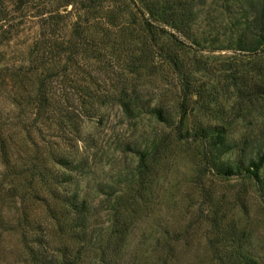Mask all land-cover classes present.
Listing matches in <instances>:
<instances>
[{"label": "rangeland", "instance_id": "1", "mask_svg": "<svg viewBox=\"0 0 264 264\" xmlns=\"http://www.w3.org/2000/svg\"><path fill=\"white\" fill-rule=\"evenodd\" d=\"M3 3L10 8L6 0ZM186 3L194 21L184 40L182 60L195 92L185 97L161 58H154L153 66L126 74L129 91L160 106L175 119L174 125L150 114L127 118L115 99L76 109L80 114L93 112L90 118L79 117L75 138L60 134L55 123H33L31 107L12 100L16 88L7 82L5 69L27 65L40 32L37 10H27L17 36L0 38L1 136L7 137L15 162V168L7 170L0 161V264H32L21 235L24 227L36 228L31 238L42 239L43 254L59 261L73 255L75 264H94L101 256L103 264H161L165 254L168 259L176 255L171 264H216L208 241L215 236L210 221L217 217L222 225L234 224L243 251L264 264V200L254 183L240 175L215 174L203 164L204 143L182 138L195 126L219 125L227 140L236 144L225 159L240 157L247 162L264 148V45L256 42L264 29L260 24L264 2ZM76 9L68 5L60 11L71 10L69 21H73L82 13ZM98 16L93 23L102 22ZM91 30L99 37L100 29ZM75 73L67 78L72 83ZM106 86L110 87L108 82ZM179 121L181 132L176 130ZM149 141L157 142V148L139 168L134 149ZM51 155L80 162V171L72 173L73 184L58 187L39 181L42 169L68 173ZM51 188L58 195L76 190L79 199H86L90 210L82 239L63 223L60 211L67 208L50 196ZM116 221L122 232L110 236Z\"/></svg>", "mask_w": 264, "mask_h": 264}, {"label": "trees", "instance_id": "2", "mask_svg": "<svg viewBox=\"0 0 264 264\" xmlns=\"http://www.w3.org/2000/svg\"><path fill=\"white\" fill-rule=\"evenodd\" d=\"M6 1L10 8L0 0L2 40H10L18 35L29 8L34 7L37 10L40 20L39 37L28 52L27 65H12L5 69L7 82L16 88L12 100L16 104L23 103L31 107L34 111L32 122L35 124L55 123L60 134L67 132L71 134V138H75V133L79 130V117L90 118L93 112L92 110L84 114L82 111L80 114L76 109H90L95 104L101 105L115 99L127 118L135 119L150 114L160 122L174 125L176 121L173 117L160 106L151 105L139 93L129 91L127 85L126 74L150 67L154 58L163 60L173 78L178 81L185 97L195 92L189 67L185 66L182 60L183 48L186 45L184 40L189 38L188 34L194 21V12L186 0ZM68 5L82 11L73 21H69L72 9L64 13L60 11ZM95 14H100L98 17L102 22L93 23ZM260 16V24L264 27V13ZM92 27L100 29L99 37H94ZM256 42L257 45H264V29ZM91 62H97V66L90 64ZM70 72H76V80L74 79L73 83L72 79H67ZM59 79L63 84L58 82ZM106 82L110 87L106 86ZM100 89L105 93L101 94ZM181 108H184V105H181ZM3 130L4 126L0 121V161L4 169L10 170L15 168V162H12L8 153L7 137L1 136ZM176 130L181 132L180 121L176 124ZM184 136L182 138L191 137L204 143L203 164L207 165L209 170L219 176L240 175L248 178L264 200V148L256 158L247 162L240 157L231 161L225 159V156L236 149V144L227 140L224 129L219 125L195 126L184 131ZM157 144L149 141L143 147H135L139 168L145 165L147 158L156 150ZM51 158L68 170V173L42 169L39 172V181L52 182L58 187L73 184L72 173L80 171V162L77 163L74 158L63 155H51ZM132 176H135V172ZM49 190L50 196L67 208L60 211L65 218L63 223L75 230L76 239H82L84 236L81 234L88 226L90 210L86 199H79L76 190L69 195L67 190L64 195L60 192L58 195L53 188ZM117 200L118 198L115 203ZM55 216L52 214L50 217L55 219ZM111 216H114V212ZM221 221L218 217L210 221L215 229V236L208 241V245L214 249L212 259L215 263L259 264L251 253L243 251L242 240L235 225H222ZM116 224L117 226L111 228L110 236L122 232L118 227L119 221H116ZM25 228L22 229L21 235L28 244L26 250L32 264L76 263L77 258L73 255L62 261L44 255L39 247H46V244L42 239L31 238L33 231L37 229L27 231ZM76 228L81 231H76ZM33 245L37 247L34 248ZM102 248L106 249L107 245ZM167 256H160L161 264H171V261L176 259V255L173 258V255L169 256L171 261ZM103 263V256L94 262Z\"/></svg>", "mask_w": 264, "mask_h": 264}]
</instances>
